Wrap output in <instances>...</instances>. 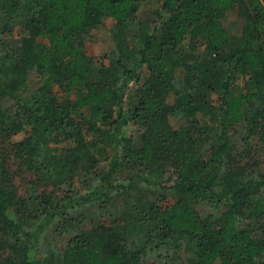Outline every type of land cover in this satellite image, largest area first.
<instances>
[{
    "label": "trees",
    "instance_id": "trees-1",
    "mask_svg": "<svg viewBox=\"0 0 264 264\" xmlns=\"http://www.w3.org/2000/svg\"><path fill=\"white\" fill-rule=\"evenodd\" d=\"M257 144L264 0H0V264H264Z\"/></svg>",
    "mask_w": 264,
    "mask_h": 264
},
{
    "label": "rangeland",
    "instance_id": "rangeland-1",
    "mask_svg": "<svg viewBox=\"0 0 264 264\" xmlns=\"http://www.w3.org/2000/svg\"><path fill=\"white\" fill-rule=\"evenodd\" d=\"M152 7L151 2H147L142 4L141 11L142 13L144 11L149 10ZM233 16L231 14H225L223 18V24L228 27L229 29L234 27L236 24H232ZM112 22L110 20H105L102 25L97 26L93 29H91L86 37L84 38V44H83V50L85 53L92 57L93 60V68L98 65V60L107 52L111 46V38H110V26ZM172 78V73L166 72L159 76H157V79L159 81H170ZM194 86L197 85V82L193 84ZM165 101L168 102V99ZM169 122L172 126L176 127L178 125V121L172 117L169 118ZM131 129H136V127L132 126ZM26 135L25 131L17 132L14 135H11L9 140L11 142H17L20 141L22 138H24ZM239 155H235V158L239 156H244L245 158L250 155L252 158L256 159L258 164L264 165V149L261 145H256L253 148L250 149H243L239 151ZM63 156L56 154L53 158V161L56 164H59V162L62 160ZM247 159V158H246ZM168 198V197H166ZM19 263V256L13 254L10 257V264H18Z\"/></svg>",
    "mask_w": 264,
    "mask_h": 264
}]
</instances>
